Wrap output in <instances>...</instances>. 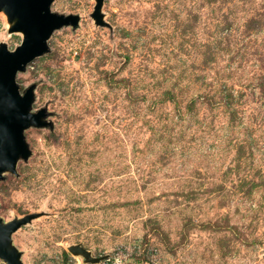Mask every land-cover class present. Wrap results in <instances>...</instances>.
<instances>
[{"label":"rangeland","instance_id":"obj_1","mask_svg":"<svg viewBox=\"0 0 264 264\" xmlns=\"http://www.w3.org/2000/svg\"><path fill=\"white\" fill-rule=\"evenodd\" d=\"M93 6L54 0L79 27L17 76L53 124L0 181L4 221L44 213L22 263L264 264V0H104L110 28Z\"/></svg>","mask_w":264,"mask_h":264},{"label":"water","instance_id":"obj_2","mask_svg":"<svg viewBox=\"0 0 264 264\" xmlns=\"http://www.w3.org/2000/svg\"><path fill=\"white\" fill-rule=\"evenodd\" d=\"M53 1L0 0V13L6 17L7 34H20L22 37L13 50L5 42L0 43V181L4 180L5 174L18 175V163L30 158L31 150L25 140L28 129H53L52 122L47 120V108L33 111L36 85L32 84L21 91L17 83L18 74L25 72L28 64L49 52L48 41L55 31L64 27L73 30L79 27L80 16L52 12ZM93 1L90 18L94 25L110 28L102 12L104 0ZM43 214L30 213L7 222L0 217V260L5 264H23V253L14 246L12 235ZM67 251L81 258L84 264L109 260L108 255L92 256L81 244L70 245Z\"/></svg>","mask_w":264,"mask_h":264}]
</instances>
